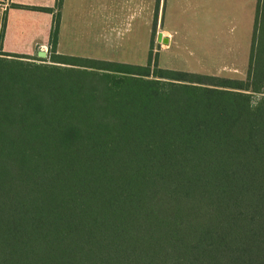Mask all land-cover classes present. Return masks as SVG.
I'll return each mask as SVG.
<instances>
[{
	"label": "trees",
	"instance_id": "obj_1",
	"mask_svg": "<svg viewBox=\"0 0 264 264\" xmlns=\"http://www.w3.org/2000/svg\"><path fill=\"white\" fill-rule=\"evenodd\" d=\"M61 3L0 48V264H264V0L244 79L57 54Z\"/></svg>",
	"mask_w": 264,
	"mask_h": 264
},
{
	"label": "rangeland",
	"instance_id": "obj_2",
	"mask_svg": "<svg viewBox=\"0 0 264 264\" xmlns=\"http://www.w3.org/2000/svg\"><path fill=\"white\" fill-rule=\"evenodd\" d=\"M197 1H166L163 20L162 9L156 14V0L147 19L142 16L143 7L135 11L112 4L111 31L105 39L82 46L68 42L66 49L74 51L71 56L91 53L90 59L150 61L161 68L244 79L257 0H218L222 9L216 14L210 8L200 11ZM206 2L209 5L212 0ZM49 49L48 44L40 53L36 49L31 58L22 59L52 63Z\"/></svg>",
	"mask_w": 264,
	"mask_h": 264
},
{
	"label": "crops",
	"instance_id": "obj_3",
	"mask_svg": "<svg viewBox=\"0 0 264 264\" xmlns=\"http://www.w3.org/2000/svg\"><path fill=\"white\" fill-rule=\"evenodd\" d=\"M156 1V14L158 15V11L162 9L163 20L164 4L168 0ZM179 1L183 3L185 0ZM55 2L56 0H0V31L4 21L3 33L0 38L1 50L31 55L36 49L37 53H40L39 50L48 48L53 11L14 7L12 4L53 8ZM153 2L154 0H62L56 37V53L71 56L74 51L66 49L68 42L82 46L80 44L85 45L89 42L93 44L105 39V35L111 31L112 4L117 9L123 7V9L135 11L143 7L142 16L147 19L151 15ZM207 4L206 0H198L196 8L200 7L202 12L210 8L211 11H214L213 14L222 9V4L218 0H212L211 4ZM70 25L71 28L69 29ZM163 31L169 36L171 35L167 28H164ZM88 56L94 55L86 53L82 57L89 58ZM77 57H81V55H77ZM122 63L146 64V62L141 61Z\"/></svg>",
	"mask_w": 264,
	"mask_h": 264
}]
</instances>
